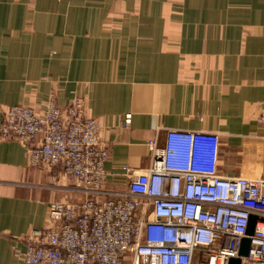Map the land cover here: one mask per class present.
Listing matches in <instances>:
<instances>
[{
  "label": "crops",
  "instance_id": "obj_1",
  "mask_svg": "<svg viewBox=\"0 0 264 264\" xmlns=\"http://www.w3.org/2000/svg\"><path fill=\"white\" fill-rule=\"evenodd\" d=\"M52 96L83 97L103 125L110 189L170 129L218 133L222 173L261 176L264 0H0V126L7 108ZM77 185L0 136V264H24L25 236Z\"/></svg>",
  "mask_w": 264,
  "mask_h": 264
},
{
  "label": "built area",
  "instance_id": "obj_2",
  "mask_svg": "<svg viewBox=\"0 0 264 264\" xmlns=\"http://www.w3.org/2000/svg\"><path fill=\"white\" fill-rule=\"evenodd\" d=\"M103 129L83 97L4 111L2 139L24 143L30 166H60L78 184L79 197L53 202L48 225L25 236L15 252L24 264H264V174H223L218 133L167 130L162 147L157 138L148 143L149 167L128 170L126 187L110 189Z\"/></svg>",
  "mask_w": 264,
  "mask_h": 264
},
{
  "label": "water",
  "instance_id": "obj_3",
  "mask_svg": "<svg viewBox=\"0 0 264 264\" xmlns=\"http://www.w3.org/2000/svg\"><path fill=\"white\" fill-rule=\"evenodd\" d=\"M257 221H258L257 216L252 215L250 217V222H249V226L247 230L248 236H252L254 234L255 225ZM250 243H251V240L249 237L243 239L241 249H240V256H245L248 254ZM229 264H241V258L240 257L232 258Z\"/></svg>",
  "mask_w": 264,
  "mask_h": 264
},
{
  "label": "rangeland",
  "instance_id": "obj_4",
  "mask_svg": "<svg viewBox=\"0 0 264 264\" xmlns=\"http://www.w3.org/2000/svg\"><path fill=\"white\" fill-rule=\"evenodd\" d=\"M31 167H33V166H31Z\"/></svg>",
  "mask_w": 264,
  "mask_h": 264
}]
</instances>
